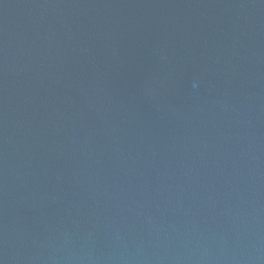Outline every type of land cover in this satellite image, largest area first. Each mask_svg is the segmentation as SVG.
<instances>
[{
	"label": "water",
	"instance_id": "water-1",
	"mask_svg": "<svg viewBox=\"0 0 264 264\" xmlns=\"http://www.w3.org/2000/svg\"><path fill=\"white\" fill-rule=\"evenodd\" d=\"M0 264H264V0H0Z\"/></svg>",
	"mask_w": 264,
	"mask_h": 264
}]
</instances>
